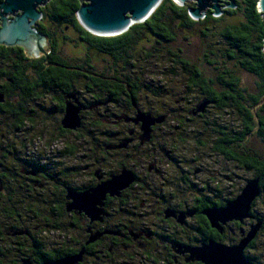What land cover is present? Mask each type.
<instances>
[{
	"label": "flooded vegetation",
	"instance_id": "flooded-vegetation-1",
	"mask_svg": "<svg viewBox=\"0 0 264 264\" xmlns=\"http://www.w3.org/2000/svg\"><path fill=\"white\" fill-rule=\"evenodd\" d=\"M51 1L35 9L38 18L31 24L24 45L0 43V117L8 118V76L16 74L21 82L17 84L13 102L17 104L20 121L30 120L27 128L33 130L37 112L47 111L49 116L51 113L59 114L58 135L64 139L73 136L76 144L65 143L64 149L58 150L52 159L44 157L42 151H34L37 157L31 160L23 152L17 166L9 165L7 161L1 166L4 179L0 182V194L5 198L1 197L0 201L12 203L16 209L12 214L4 212L0 215V264H44L81 251V261L77 264H202L191 259L190 248L210 241L235 246L256 225L258 230L246 245L243 256L250 264H264V186L259 184L260 194L252 202L249 215L242 223L229 222L219 232L203 215L205 210L218 207L213 206L216 203L213 190H218L216 186L213 188L215 177L208 173L209 165L205 166L200 156L199 159L189 157L198 168L190 170L180 166V155L190 152L192 142H197L192 129L195 120L186 119L182 123L179 118L174 119L177 124L174 129L178 131L168 140L156 135V130L170 121L167 113L160 115L164 117L163 121L151 127L150 140L141 144L140 124L126 121L132 119L137 110L140 111L137 102L133 100L134 104L129 109L126 100H122L125 98L114 100L112 96L102 94L100 89L97 92L101 95L92 94L93 103L88 101L83 97L88 93L86 72L80 71L75 76V87L71 92L63 97L56 92L51 95V44L61 49L73 41L66 36L68 26L62 32L56 30V21L51 18ZM3 2L0 0V13L3 12ZM77 2L79 7L86 4L85 0ZM186 5L190 9L196 6L195 3ZM218 7L221 13L216 17L232 9L228 0H220ZM207 12L214 13L209 8L205 9V14ZM21 15L19 11L4 17L11 22ZM1 25L0 16V29ZM67 103L81 107V124L76 130H66L61 126ZM91 103L93 105L89 107ZM109 103L112 107L95 120L101 127L122 126L125 132H101L99 136L105 139L103 142L98 144L97 137L88 142V134L82 131L84 113L97 105L108 106ZM117 105L126 107L121 112L125 119H118L120 116L114 109ZM4 138L2 135L0 141L3 142ZM32 138L29 137V141ZM53 139L49 135L43 151L52 152ZM40 140L36 139L37 142ZM123 141H128L126 146L116 148ZM1 142V154L15 150L14 143L2 145ZM193 147L195 150L200 148ZM210 151L208 161L213 163V150ZM192 152L195 154L194 150ZM68 159L71 163L66 161ZM166 163L169 167L162 165ZM124 168L133 173L134 182L119 197H106L104 215L99 220H91L84 213L67 211L72 202L70 194L94 188ZM200 174H207V181L196 184L191 176ZM251 179L246 176L244 185ZM230 228L238 233L237 237L226 238ZM47 233H51V238ZM95 235L98 238L88 243L90 236Z\"/></svg>",
	"mask_w": 264,
	"mask_h": 264
},
{
	"label": "trees",
	"instance_id": "trees-1",
	"mask_svg": "<svg viewBox=\"0 0 264 264\" xmlns=\"http://www.w3.org/2000/svg\"><path fill=\"white\" fill-rule=\"evenodd\" d=\"M235 3L236 7L225 15L216 17L207 12L204 18L194 20L186 3L179 5L174 0H162L146 21L132 25L120 35L97 36L79 23L77 0H52L51 18L56 21V30L62 32L68 26L66 36L73 41L67 47L77 50L65 53L64 47L58 49L51 44V95L56 92L63 97L71 92L75 76L84 71L88 77V93L101 95L97 92L100 89L114 100L125 98L122 100H126L129 109L135 100L141 112L160 116L166 112L162 106L145 108L138 97L142 93L144 99L169 98L170 104L180 109L185 107L181 122L195 120L192 129L197 147L213 150L221 160L245 176L259 179V184L264 186V18L258 10V0H236ZM69 33H73V38ZM190 39H198L206 46L202 64L196 63L184 50V46L192 44ZM162 65L170 67L166 70L170 71L169 75L145 71V67L157 69ZM205 66L213 70L212 76L205 74ZM244 74L255 79L253 87L244 86ZM167 76L183 79L181 91L176 92L171 86L166 88ZM8 77L10 128L20 132L31 121H20L13 100L21 81L16 74ZM202 101L207 102L204 112L194 115ZM40 112L47 118V111ZM95 123L96 120L93 126L99 127L100 122ZM2 135L7 138L10 132L4 134L0 129V140ZM35 136L31 144L41 139V135ZM200 138L204 141L200 142ZM18 158L15 150L2 154L0 151V182L4 179L1 166L6 161L16 166ZM1 197L5 195L0 194ZM221 203L218 199L213 206ZM15 209L12 203L0 201V215L12 214Z\"/></svg>",
	"mask_w": 264,
	"mask_h": 264
},
{
	"label": "water",
	"instance_id": "water-1",
	"mask_svg": "<svg viewBox=\"0 0 264 264\" xmlns=\"http://www.w3.org/2000/svg\"><path fill=\"white\" fill-rule=\"evenodd\" d=\"M49 0H4L1 4L0 13L2 25L0 29V43L6 45H24L29 36L31 24L38 18L35 9L46 4ZM81 3L83 0H79ZM162 0H85L77 10V19L81 26L88 32L97 36H116L126 32L132 25L146 21L160 5ZM179 5L187 2H194L195 8L189 10L190 17L200 20L205 16V9L214 11L219 16L221 11L218 7L220 0H174ZM229 8H235V1L228 0ZM214 4V5H213ZM258 10L264 18V0H258ZM21 11L11 22L4 17L7 14H15ZM4 17V18H3ZM32 19V22H28ZM134 104V102L132 101ZM207 106L206 101L199 103L195 109L196 113H203ZM81 107L78 104L67 103L61 126L66 130H76L80 127ZM125 117L120 116L118 119ZM164 117H152L150 113L136 111L131 120L140 124V143L144 144L150 140L151 127L161 123ZM128 141H123L116 148H124ZM134 182V175L127 169H122L119 174L111 175L109 180L91 188L83 193H72V202L67 206V211L84 213L91 220H99L104 215L103 202L107 196L119 197L121 192L126 190ZM259 179H251L246 182L240 193L224 205L205 210V215L211 226L222 232V227L229 222L242 223L248 217L252 202L259 196ZM258 230L254 226L246 238H242L235 246H225L213 241L200 247L190 248L189 253L192 260L202 264H250L244 259L243 251ZM98 235L90 236L88 243L95 241ZM83 251L77 255L62 258L54 262L44 264H77L81 261Z\"/></svg>",
	"mask_w": 264,
	"mask_h": 264
},
{
	"label": "rangeland",
	"instance_id": "rangeland-1",
	"mask_svg": "<svg viewBox=\"0 0 264 264\" xmlns=\"http://www.w3.org/2000/svg\"><path fill=\"white\" fill-rule=\"evenodd\" d=\"M188 3H194V2H187ZM71 38H73V33H69L68 34ZM181 40V38L179 39ZM190 42L192 44H190L189 46H184V50L185 52L194 60L196 61V63L198 64H202L203 63V55L206 53L205 49L206 46H203L200 41H198V39H190ZM180 43V41H179ZM141 44V43H140ZM139 44V45H140ZM69 47V46H68ZM67 45L64 46L63 51L65 53H70L72 51H76L77 48H68ZM79 49V48H78ZM170 69V67L168 68L166 65H162L159 66L157 69L154 67L148 68L145 67V71L146 72H154L156 73L157 71H162L164 73V75H169V72H166V70ZM144 70V68L142 69ZM204 71L205 74L207 76H212L213 75V70L208 68L207 66L204 67ZM177 75H179V70L175 69V71ZM171 76H167L166 80V85H168L166 88H168L169 86L173 87L176 92L178 91V89L181 91L180 85L183 83V79L181 77H176V78H170ZM242 81L244 86H249V87H253L254 86V82L255 79L252 78L249 75H242ZM175 92V93H176ZM94 95V94H93ZM90 93H86L83 97L86 98L88 101H91L93 103V100L91 99V97L93 96ZM177 95L174 96V98H176ZM105 99V98H104ZM172 99V98H171ZM106 100V99H105ZM193 101L192 98H189V101ZM148 101V102H147ZM195 101V100H194ZM97 102V101H94ZM138 102L144 106L145 108L147 106H152V107H157V106H162L163 110L166 111L164 112V114H168L170 117V121L169 123H165L164 127L162 126L161 128L156 130V135L157 137H163L164 139H172L173 136L177 133L178 130L174 129V125H177L176 122H174V119H182V114L184 115V108L185 107H181V109L179 108L178 105L176 104H170V100L169 98H164L162 100H156L155 98L149 97L147 99H144V95H141L138 97ZM89 104V107L93 104ZM185 105V104H184ZM109 107H112V104L109 103L108 106H104L102 104L97 105L95 108L92 109H88L86 114L84 113V125H83V134H89L90 135L86 136V138L88 139V142H92L93 141V137H97L95 139H98L99 142L98 144H100V142L103 140H105L104 138H102V136L100 137L99 134L101 132H121L124 133L125 131L123 130L122 126L119 127H111V125H106L104 127H95L94 122L95 119L100 118V115H103L104 111H107L108 109H110ZM187 107V106H186ZM115 109V113L118 115L119 113L122 112V105H117L114 106ZM113 111V109H112ZM109 114V113H107ZM131 114V113H130ZM110 115V114H109ZM104 116V115H103ZM46 116L43 114H41V112H37L35 114L34 117V121H35V125H34V129L33 130H29L27 127H25L24 131H20V132H13L12 129L10 128L11 125V120L9 118L6 117H0V129L2 130V132L4 134H6L7 132H10V135L7 136V138H5L4 140H2L3 142H1V144H5L7 145V143H14L15 145L13 147H15V151L18 152V156L22 155V153L24 152L27 158L33 160L37 155L36 152L34 153V151H42V154H44V157H51L50 159H52L53 157L57 156V152L58 150H62L64 149V144L65 143H69L71 145L76 144L73 136H69L67 138H61L58 133H57V122L59 121V114H54L51 113V116L47 115V118H45ZM184 122V121H182ZM186 126V125H185ZM39 134H43L45 137H41V140L39 142H37L35 140L36 143L31 144L29 141V137H35V135H39ZM92 134V135H91ZM49 135H51V139H53L54 136H56V138H54V143L51 144L52 147V152L50 153L48 150L43 151L44 150V142L46 140H48ZM25 137H27V141L25 140ZM202 140H204L203 138H200ZM193 146H197L195 142H192V145L190 147V152H187L186 154L180 155V166L181 167H186L190 170H194L196 168H198V165H196V163H192L190 160L191 157L196 156L198 159L201 157L202 160H204V165L208 166L209 170L208 173L209 174H213V176L215 177L213 179V188L216 186L218 188L217 191L213 190V201H217L218 199H221L222 202H227L229 200L234 199L241 191L245 181H246V176L245 174L241 171V170H236L234 168L233 165L231 164H227L224 160H221L220 157L216 156L214 153L212 158H213V163L209 160V155L211 154L210 149H203V148H199V150H195ZM80 149V148H79ZM203 149V150H202ZM50 150V149H49ZM194 150L195 154L192 152ZM25 151H29V152H25ZM78 154L81 153L80 151H77ZM192 152V153H191ZM76 153V151H75ZM35 154V155H34ZM146 155V154H145ZM75 156V155H74ZM200 156V157H198ZM77 157V156H75ZM74 157V158H75ZM190 157V158H189ZM195 158V157H194ZM59 159V158H58ZM111 159V158H109ZM67 162L71 163V159L66 160ZM73 163V162H72ZM108 163H112V162H108ZM140 164L137 163L136 166L138 167ZM11 165V163L9 164ZM111 165V164H110ZM163 166H168L169 163L166 164H162ZM17 166V165H16ZM109 166V165H107ZM169 167V166H168ZM185 168V169H186ZM235 169V170H234ZM139 170V168H138ZM192 181L195 182L196 184H201L202 182L207 181L206 179L208 178L207 174H200V175H196V176H191ZM228 179H230L228 181ZM238 233L231 229L228 230V232L226 233V238H235L237 237ZM47 236H49L51 238V233L48 234Z\"/></svg>",
	"mask_w": 264,
	"mask_h": 264
},
{
	"label": "bare ground",
	"instance_id": "bare-ground-1",
	"mask_svg": "<svg viewBox=\"0 0 264 264\" xmlns=\"http://www.w3.org/2000/svg\"><path fill=\"white\" fill-rule=\"evenodd\" d=\"M252 45V44H251ZM255 94V93H254Z\"/></svg>",
	"mask_w": 264,
	"mask_h": 264
}]
</instances>
